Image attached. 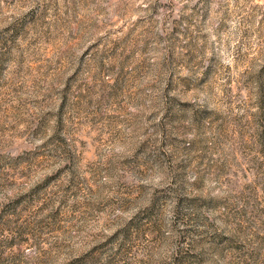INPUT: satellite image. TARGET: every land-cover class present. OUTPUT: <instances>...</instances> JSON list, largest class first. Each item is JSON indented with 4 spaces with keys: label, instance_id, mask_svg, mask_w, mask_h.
Segmentation results:
<instances>
[{
    "label": "rangeland",
    "instance_id": "rangeland-1",
    "mask_svg": "<svg viewBox=\"0 0 264 264\" xmlns=\"http://www.w3.org/2000/svg\"><path fill=\"white\" fill-rule=\"evenodd\" d=\"M0 264H264V0H0Z\"/></svg>",
    "mask_w": 264,
    "mask_h": 264
}]
</instances>
